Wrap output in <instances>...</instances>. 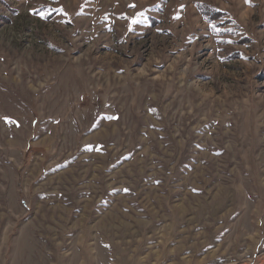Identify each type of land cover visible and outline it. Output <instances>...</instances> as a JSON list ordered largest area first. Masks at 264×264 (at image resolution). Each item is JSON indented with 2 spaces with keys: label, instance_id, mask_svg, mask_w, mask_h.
<instances>
[{
  "label": "rangeland",
  "instance_id": "1",
  "mask_svg": "<svg viewBox=\"0 0 264 264\" xmlns=\"http://www.w3.org/2000/svg\"><path fill=\"white\" fill-rule=\"evenodd\" d=\"M0 264H264V0H0Z\"/></svg>",
  "mask_w": 264,
  "mask_h": 264
},
{
  "label": "snow or ice",
  "instance_id": "2",
  "mask_svg": "<svg viewBox=\"0 0 264 264\" xmlns=\"http://www.w3.org/2000/svg\"><path fill=\"white\" fill-rule=\"evenodd\" d=\"M5 121L8 123H13V121L9 117H4Z\"/></svg>",
  "mask_w": 264,
  "mask_h": 264
}]
</instances>
